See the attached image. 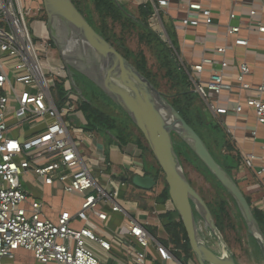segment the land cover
<instances>
[{
	"label": "built area",
	"instance_id": "1",
	"mask_svg": "<svg viewBox=\"0 0 264 264\" xmlns=\"http://www.w3.org/2000/svg\"><path fill=\"white\" fill-rule=\"evenodd\" d=\"M259 1L264 4V0ZM165 6L168 1H158L151 27L167 38L161 22ZM186 6L188 17L182 25L197 27L201 17L207 26L214 24L211 10L191 2ZM231 18L236 19V15ZM259 31L264 33V27ZM239 32L240 27H228V36ZM236 45L247 46L248 42L237 40ZM53 47L41 0H0V264H11L20 251L32 253L38 264H184L176 257L180 248L164 245L127 210L128 202L121 196L127 181L114 179L96 134L84 128L76 130L66 120L79 111L82 100L69 90L74 76ZM232 49L227 44L218 52L225 54ZM212 63L205 59L191 72L184 63L179 67L217 115H227L229 110L211 105L210 93L241 96L255 91L256 97L246 103L264 126V83L253 89L246 82L250 69L244 64L236 85L226 83L220 73L203 84L199 76L204 66ZM227 66L223 62L222 67ZM56 78L63 80L59 83L68 93L63 109L53 92L58 85ZM242 111L241 105L234 109L235 113ZM76 115L81 124V114ZM80 135L82 143L76 139ZM258 159L254 154L240 155V169L254 170ZM122 166L114 170L120 178L132 180L136 175L153 174L141 157H129ZM263 173L264 169L258 175ZM153 175L158 186L165 184L162 172ZM31 181L44 192L50 188L54 195L63 197L57 211L45 194L35 195ZM68 196L79 198L77 209L66 208ZM168 207L175 211L171 200ZM260 207L264 208V201ZM187 264L198 262L195 257L188 258Z\"/></svg>",
	"mask_w": 264,
	"mask_h": 264
},
{
	"label": "crops",
	"instance_id": "2",
	"mask_svg": "<svg viewBox=\"0 0 264 264\" xmlns=\"http://www.w3.org/2000/svg\"><path fill=\"white\" fill-rule=\"evenodd\" d=\"M117 1L130 10L138 19L145 17V15L141 14V9H144L145 12L152 11V14L148 15V24L151 25L155 7L159 0ZM166 1H168V6L161 8L162 28L166 32V39L169 42L170 49L173 50L176 57L179 55L181 58L178 60L177 57L179 65L184 63L191 72L195 66L201 65L205 59H209L213 63L204 66L203 73L199 76L201 83L205 84L214 74L220 73L226 83L236 85L240 75V68L246 64L250 69V75L246 78V82L253 89H257L264 83V33L259 31L260 27H264V4L261 1ZM187 2L198 4L205 9L211 10L214 24L207 26L205 18L201 17L200 25L197 27L182 25L180 22L188 17ZM253 12H255V15H252ZM233 14L236 15L234 20L231 18ZM230 26L240 27V32L228 36V27ZM152 31L156 34V31L153 29ZM237 40H245L248 45L238 46L236 45ZM227 44L232 45L233 49L225 54L219 53L218 49ZM223 62L228 64L226 68L222 67ZM209 96L211 105L227 109L229 112L227 115H217L200 99L202 104L204 103L202 108L203 117L210 124L211 132L206 133V141L214 151L215 157L223 159L231 167L233 177L240 187L244 188L242 190H244L247 198L250 199L253 210L259 212L264 220V208L260 207L264 201V173L258 175V172L264 169V126L258 123L255 110L248 107L246 103L248 98L256 97V92L252 90L245 91L241 96L231 95L226 92L219 96L210 93ZM240 105L243 106V111L235 113L234 109ZM226 131H230V134H227ZM97 144H99V149L105 156L107 153L109 154V159L106 156L107 161L116 171L121 170L123 163L129 157H141L143 159L144 156L142 150L136 144H130L126 148H121L118 145H111L107 148L100 140H98ZM249 154H254L260 159L255 162L254 170L242 171L240 169V155ZM128 183H131L130 179L127 180V186L121 187V196L128 202L126 204L127 210L130 211L134 218L145 225L151 235L161 240L164 245L173 246L176 244L170 232L172 226L170 219H174L177 223L181 221L176 211H171L168 207L170 199L165 202L161 201L165 187L160 185L149 192L139 189L138 193L143 191L142 194L134 195ZM36 188H31L36 196L45 194L50 204L55 209L59 208L60 196L54 195L52 189L47 188L45 193H41L40 188ZM154 212L157 214L154 215ZM155 257L153 254L151 258L154 259ZM10 263L38 264L33 254L25 251L16 253Z\"/></svg>",
	"mask_w": 264,
	"mask_h": 264
},
{
	"label": "water",
	"instance_id": "3",
	"mask_svg": "<svg viewBox=\"0 0 264 264\" xmlns=\"http://www.w3.org/2000/svg\"><path fill=\"white\" fill-rule=\"evenodd\" d=\"M52 44L66 66L90 79L118 105L143 135L164 176L170 200L185 229L198 264H237L229 251L219 255L205 241L203 223L225 245L216 221L202 197L187 178L175 147L177 136L234 199L249 234L255 238L264 260V232L252 205L235 178L214 158L201 136L180 115L162 92L128 61L115 46L95 31L72 0H41ZM86 50V59L73 55ZM127 181L128 178L124 177ZM134 187L153 191L155 175H136Z\"/></svg>",
	"mask_w": 264,
	"mask_h": 264
},
{
	"label": "rangeland",
	"instance_id": "4",
	"mask_svg": "<svg viewBox=\"0 0 264 264\" xmlns=\"http://www.w3.org/2000/svg\"><path fill=\"white\" fill-rule=\"evenodd\" d=\"M81 4H83V8L85 10L84 16L89 17V13L86 11L88 9V11L91 12L90 14H92L91 17L94 20L96 26L99 27L101 30H104L107 33L110 43L113 46H115L121 53H122V50L119 49V47L117 46V42L123 43L128 49L146 58L147 68H148L147 75L150 77V80L154 84L158 85L159 90L162 92L163 95L167 97L168 101L170 100L176 105L181 106L180 104H178V101H180L181 99L179 100V97H177V94L180 90L179 85H178V80L177 78L175 77L172 78L168 75L169 74L168 73L169 71L168 61L165 59L160 46H158L157 43H150L148 38L143 39L144 31L140 28L133 30L132 26L130 25L123 26L121 23L114 22L111 19H106L103 21V19L99 17V15L97 14L95 10L94 0H83ZM148 26L151 29V25L148 24ZM156 34L159 36L160 40L166 44L168 48H171L170 45L168 44L169 43L168 40L165 37H163V35H159L158 33ZM72 50H73V55L76 56L77 60L79 58L81 59L87 58L85 56L86 50H83V49L76 50L74 47ZM53 51L56 52L57 58L61 61V63L64 64V62L61 60L57 52V49H55V47H53ZM70 69L72 71L74 79L78 78L79 71L73 67H71ZM56 79H58L57 81L58 85H57V89H53V92L58 101L59 107L63 109L68 93L66 92V89L63 87L62 82L59 83V80L61 81L63 80L60 78H56ZM89 88H91V94L93 96V101L96 103L97 107L100 109V112L104 113L105 115L114 117L117 124H120L121 122L126 120V116L124 112L122 111V109L120 107H116L114 104L106 100L102 96L100 91L97 89L95 84L94 85L91 84ZM72 89H73V86L70 84L69 90L71 92H72ZM202 106L204 107V103L202 104ZM89 113H90L89 110L87 109L85 110V109H82V107H79V111L75 114H69L66 120L69 122L71 121L70 124L74 127L76 126L77 127L76 130H81L82 128L85 129L86 128L85 126L87 124L86 116ZM76 114H81L80 115L81 121H82L81 124L76 118L77 117ZM127 125L130 126L131 131L135 134V138L139 139L142 142L145 149H148L147 142L145 141L140 131L135 127L133 122L131 120L127 121ZM95 134L97 136V132H95ZM76 139L81 143L84 142V137L82 135L76 136ZM174 139H175V146L176 145L178 146L181 144L182 141L177 136H175ZM99 140L101 141V138ZM87 146H90V144H87ZM183 151L184 149H182L181 147H177V154H180ZM83 154L86 157L84 152ZM108 155L109 154L107 153L106 156L109 159ZM190 156L192 157L193 160H195V162L198 163V161H196L192 153H190ZM181 157H182L181 160L183 162V168H184L187 178L189 179L190 184L195 189V191L202 197V199L205 201L212 215L214 213L218 216L217 210L218 209L220 210L221 205L225 206V213L220 212L219 218L216 222L218 223V228L223 236L225 245H223L210 232V230L203 223L200 222V219L198 220L202 226L203 237L205 241L207 242V244L209 245V247L215 253L219 255L223 254L225 251H229V253L234 258L237 264H264V260H263L260 248L255 238H253L249 234L247 227L245 225V222L242 218V215L240 214L238 210V207L235 201L227 195L224 189L219 188L220 189L219 190L218 187L214 185L216 184V182L213 179H211V177L206 172L201 171V169H199L197 166L195 167V163L193 162V160H191L188 157L185 158L183 155ZM143 160L149 172L151 171L153 174H157L159 171H161L157 162L152 157V155H150V153L148 152L145 153V155L143 156ZM109 171L115 175L114 179L117 182L121 181V179L123 178V177L120 178L119 176H116V174L114 173V168H109ZM110 172L109 174H111ZM94 175L98 176L97 173H95ZM160 183L163 184L162 182ZM30 184H31V188L37 187L35 186L36 184L32 181ZM128 185L130 186V189H132V191L134 192L133 193L134 195L142 194L143 191H140L138 193L139 189L134 187L131 183H128ZM165 186H166L165 184L162 185V187H165ZM40 191H42L41 193H45L41 189ZM62 200H63V197L60 195V203H62ZM65 202H66V208L72 207L74 210L78 208L80 204L78 197H71V196H68ZM213 217L215 219L214 215ZM183 243H184V240L182 239V244ZM174 245L179 249L178 245L176 244ZM180 249L177 251L176 257H178L184 264H187L188 258H194L193 257L194 255L191 250L186 251L185 249L184 250L182 249L180 250Z\"/></svg>",
	"mask_w": 264,
	"mask_h": 264
},
{
	"label": "trees",
	"instance_id": "5",
	"mask_svg": "<svg viewBox=\"0 0 264 264\" xmlns=\"http://www.w3.org/2000/svg\"><path fill=\"white\" fill-rule=\"evenodd\" d=\"M73 3L76 5L77 9L82 15H85V10L83 8V4L81 2L83 0H72ZM95 2V10L99 17L101 19H111L114 22L121 23L123 26L130 25L133 27V30H136L137 28H140L144 31V38H148L150 43H157L158 46H160L161 51L165 57V59L168 61V75L172 78H177L178 85H179V92L177 94V97H179L178 104L181 106L176 105L175 103L169 102L176 108V110L180 113V115L186 120V122L193 127V129L201 136L207 147L209 148L210 152L214 156V158L217 160V162L225 168V170L232 175L231 167L224 162L223 159L215 157L214 151L210 148L209 144L206 141V133L211 132L209 128V123L206 118L203 117V111H202V103L200 101L199 96L194 92V88L192 84L189 82L188 76L185 72L180 70L177 57L172 49L168 48L165 43H163L159 36L156 35L148 26V15L152 14V11L145 12L144 9H141V14L145 15L144 18L138 19L136 18L130 10H128L125 6L120 4L117 0H94ZM89 13V17H86L89 24L95 29L97 33H99L101 36H103L108 42H110L109 37L107 36V33L104 30H101L99 27L96 26L94 20L92 19L91 12L86 10ZM117 46L119 49L122 50V55L130 61L142 74L145 76L148 73L147 68V61L144 56H141L139 54H136L132 50L128 49L123 43L117 42ZM167 66V65H166ZM78 78L75 79L72 93L80 96L82 100V109H87L90 111L89 114H87V124L85 130L88 132H97V138H101V141L104 143V145L108 148L111 145H118L121 148H126L130 144H136L142 150V154L145 155V153H150L152 155L149 147L148 149H145L142 142L139 139L135 138V134L131 131L130 126L127 125V121H130V118L125 114L126 120L121 122L120 124H117L114 117L105 115L104 113L100 112V109L97 107L96 103L93 101V96L91 94V88L89 86L93 84V82L88 79L85 75L78 72ZM149 80L150 77L146 76ZM151 81V80H150ZM152 82V81H151ZM90 84V85H89ZM152 84L159 89L158 85ZM94 85V84H93ZM97 87V86H96ZM97 89L100 91L102 96L108 100L110 103L114 104L116 107H119L114 102H112L98 87ZM165 96V95H164ZM167 99V97L165 96ZM95 131V132H94ZM143 136V135H142ZM176 151L177 147H181L184 149V151L180 154H178L180 160L181 156L183 155L185 158H190V153L193 154V152L184 144L181 142L180 145H176ZM194 155V154H193ZM153 157V155H152ZM196 161L193 160L195 163V167L197 166L201 171L206 172L211 179H213L218 189H224V187L218 182V180L209 172V170L202 164V162L194 155ZM154 158V157H153ZM224 158V156H223ZM181 163L183 165V162L181 160ZM161 172V171H160ZM219 189V190H220ZM224 191L227 193V195L231 198L232 196L224 189ZM221 194V193H219ZM170 199L167 185L165 186V189L162 193L161 201H166ZM234 200V199H233ZM249 203L251 204L250 200L248 199ZM218 216L213 213L215 216L216 222L219 218L220 212L225 213V206L221 205L220 210H217ZM255 217L261 226L263 232H264V220L262 218V215L254 211ZM170 222L172 223L170 232L172 233V239L176 245H178L179 248L182 250L190 251V245L189 241L185 232V229L181 222L177 223L175 220L170 219ZM218 226V223H216ZM177 239V241H176ZM182 239L184 240V243L182 244ZM179 244H178V243Z\"/></svg>",
	"mask_w": 264,
	"mask_h": 264
}]
</instances>
